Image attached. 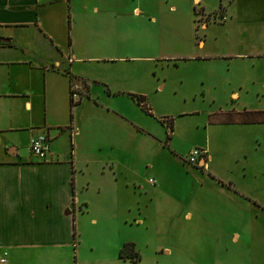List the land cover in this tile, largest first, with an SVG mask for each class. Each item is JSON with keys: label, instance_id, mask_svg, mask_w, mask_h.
I'll list each match as a JSON object with an SVG mask.
<instances>
[{"label": "rangeland", "instance_id": "1", "mask_svg": "<svg viewBox=\"0 0 264 264\" xmlns=\"http://www.w3.org/2000/svg\"><path fill=\"white\" fill-rule=\"evenodd\" d=\"M93 5L60 1L59 20L48 24L61 46L72 37L90 49L87 56L95 58L81 66L100 99L116 105L123 97L104 98L107 89L145 90L151 116L132 105L129 115L146 128L138 169L145 179L160 178L161 187L145 209L143 225L130 220L119 228L124 242L135 243L137 261L117 259L120 246L100 229L110 220L109 207L92 205L91 214L77 216L75 252L60 261L40 256L33 264H264V228L234 243L227 234L246 229L220 233L206 224L218 215L212 209L218 197L199 185L203 171L185 160L208 141L214 146L211 164L222 160L220 172L264 203V21L236 22L264 16V0H113L96 14ZM38 42L45 52L43 40ZM221 117L253 121L214 122ZM160 118L170 120L169 135Z\"/></svg>", "mask_w": 264, "mask_h": 264}, {"label": "crops", "instance_id": "2", "mask_svg": "<svg viewBox=\"0 0 264 264\" xmlns=\"http://www.w3.org/2000/svg\"><path fill=\"white\" fill-rule=\"evenodd\" d=\"M60 1L71 2L0 0V38L8 39L0 43V258L5 264H33L40 256L50 261L69 258L76 247L77 216L91 214L92 205L109 207L110 220L102 222L100 229L114 239L117 248L121 242L132 243L138 254L134 242L119 237V228L130 220L143 225L145 209L161 187L160 178H152L151 184L138 169L145 158L147 134L139 120L129 115L130 105L144 113L129 94L146 101L145 90L114 87L103 97H123L120 102L100 99L81 66L95 58L87 56L90 49L76 45L72 37L62 46L54 40L56 31L48 21L59 20ZM93 2L91 11L96 14L113 0ZM258 21L263 22L264 16L236 20L245 25ZM39 39L45 52L36 46ZM70 80L81 94L72 108ZM251 121L214 120L236 126ZM41 132L50 143L48 155L39 161L29 153L28 142ZM12 143L14 148L9 146ZM200 148L204 159L193 165L205 173H200L204 178L199 185H207L218 197L212 208L218 215L206 224L219 227L220 233L227 227L246 229L243 234L231 231L227 235L234 243L241 237L251 240L253 230L264 228V203L245 191L239 180L220 172L222 160L215 158L211 164L214 146L205 141ZM236 212L242 215H229ZM90 221L97 223L94 216Z\"/></svg>", "mask_w": 264, "mask_h": 264}, {"label": "built area", "instance_id": "3", "mask_svg": "<svg viewBox=\"0 0 264 264\" xmlns=\"http://www.w3.org/2000/svg\"><path fill=\"white\" fill-rule=\"evenodd\" d=\"M68 91H69V100L72 104H75L76 102L79 101L81 98V94L79 91L78 85L73 82L72 80L69 81V86H68ZM49 143L50 139L49 137L45 134V132H41L33 136L29 142H28V150L29 153L36 159V160H44L46 156L49 153ZM204 151L201 148H193L191 149L187 156H186V162L192 165H197V162L199 159L202 158L204 159ZM149 183H153L152 179H147ZM0 264H5L4 258H0Z\"/></svg>", "mask_w": 264, "mask_h": 264}, {"label": "trees", "instance_id": "4", "mask_svg": "<svg viewBox=\"0 0 264 264\" xmlns=\"http://www.w3.org/2000/svg\"><path fill=\"white\" fill-rule=\"evenodd\" d=\"M69 78L71 79L72 77L69 75ZM129 96L134 100L135 104L140 108V110H142L145 114L150 115L149 107L147 106L146 101H145L143 96L135 95V94H129ZM75 104H72L69 100V108H72V106ZM164 119L165 118H160L159 122L160 123L165 122V127H166V129L169 130V132H168V135H169V133L171 131V122H170V120L167 122V120H164ZM59 129L61 130L62 128H59ZM117 257L121 261L128 260L131 262H135L139 259L138 254L133 250V244L132 243H123L121 245V247L118 249Z\"/></svg>", "mask_w": 264, "mask_h": 264}, {"label": "water", "instance_id": "5", "mask_svg": "<svg viewBox=\"0 0 264 264\" xmlns=\"http://www.w3.org/2000/svg\"><path fill=\"white\" fill-rule=\"evenodd\" d=\"M8 42V39L6 38H0V43H7Z\"/></svg>", "mask_w": 264, "mask_h": 264}, {"label": "flooded vegetation", "instance_id": "6", "mask_svg": "<svg viewBox=\"0 0 264 264\" xmlns=\"http://www.w3.org/2000/svg\"><path fill=\"white\" fill-rule=\"evenodd\" d=\"M207 17H208V14H207ZM205 18H206V16H205ZM207 20H208V19H207ZM207 20H205V22H206ZM204 25H206V23H205Z\"/></svg>", "mask_w": 264, "mask_h": 264}]
</instances>
